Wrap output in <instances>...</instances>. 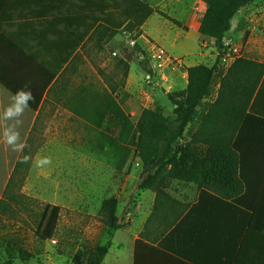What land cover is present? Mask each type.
Returning <instances> with one entry per match:
<instances>
[{"label": "crops", "instance_id": "crops-1", "mask_svg": "<svg viewBox=\"0 0 264 264\" xmlns=\"http://www.w3.org/2000/svg\"><path fill=\"white\" fill-rule=\"evenodd\" d=\"M141 1L156 10L168 8V3L172 9L176 5L186 7L190 15L197 16L196 8L191 4L181 6L182 1ZM263 1L252 3L233 18L220 61L233 64L245 58L264 64V16L246 14L262 6ZM196 2L202 15L190 30L199 34L207 6ZM111 5L112 0H0V201L14 176L18 177L20 171L26 175L29 167L34 168L31 161L19 163L21 156L30 155L35 160L40 139H51L53 126H65L59 116L74 109L92 110L90 99L100 90H109L107 83L100 89L85 82L80 65L90 59L92 45L111 47L118 41H128L129 35L124 32L101 40L99 24L91 29L98 16H107L105 10H99ZM155 16L160 17L156 13L143 32ZM206 40L213 45L212 39ZM250 78L252 81L255 77ZM221 79L217 73L211 95L203 100L194 120L200 116L202 105V119L208 115L218 98ZM25 86L31 89L35 101L20 117L22 123L17 130L28 147L18 153L3 141L4 128L14 121H5L2 115L12 95ZM74 86L79 91L73 90ZM252 107L254 115L247 125L235 127L237 135L244 127L242 139L249 147L246 155L255 158L260 157L256 143L264 139V74ZM221 117L219 120L224 119ZM224 121L218 124L220 132L229 128ZM189 144L192 149L189 147L185 157L178 154L175 162L162 169L147 173L144 168L138 170L132 185L122 184L117 190L115 196L126 227L114 233L103 264L109 260L116 264H264V172L227 168L226 153H218L217 160L210 163L208 146L194 139L182 141L184 146ZM260 144L264 146L263 141ZM146 181V188H140Z\"/></svg>", "mask_w": 264, "mask_h": 264}, {"label": "rangeland", "instance_id": "rangeland-1", "mask_svg": "<svg viewBox=\"0 0 264 264\" xmlns=\"http://www.w3.org/2000/svg\"><path fill=\"white\" fill-rule=\"evenodd\" d=\"M172 1H182L181 6L191 4L198 9H194L197 16L190 15L186 7L176 5L172 9L169 3L168 8L158 7V12L167 13L182 28L155 16L146 25L145 34L142 29L124 32L129 35L127 42L118 41L111 47L92 45L90 59L80 65L85 82L90 81L100 89L107 83L109 93L112 87L115 89L113 96L133 122L146 109L175 119L170 96L185 100L187 68L217 65L219 71H226L232 65L230 61L218 62L219 53L213 39V45L205 43L206 39L190 30L202 15L196 0ZM262 6L246 14L264 16ZM157 49L165 50L170 59H164L162 66ZM126 64L129 65L127 77ZM73 90L79 91V88L74 86ZM215 95L216 92L214 98ZM204 111L202 105L200 116L187 126L183 140L193 139ZM59 118L65 120L61 122L65 126H53L51 139L43 142L40 139L35 151L36 159L48 156L52 163L42 168L29 167L26 175L20 171L0 201V264H17V258L23 264H89L95 252L112 239L111 231L96 218L102 202L117 198L115 193L122 184L132 185L138 170L143 169L140 158L128 143L112 145L107 141L108 130L114 131L113 137H119L120 133L110 119L101 129H95L69 112ZM48 205L59 207L61 214L54 238L42 241L36 231ZM119 209V222L125 226ZM107 264L116 263L109 260Z\"/></svg>", "mask_w": 264, "mask_h": 264}, {"label": "trees", "instance_id": "trees-1", "mask_svg": "<svg viewBox=\"0 0 264 264\" xmlns=\"http://www.w3.org/2000/svg\"><path fill=\"white\" fill-rule=\"evenodd\" d=\"M207 6L198 32L204 39H213L219 53L218 62L221 60L224 50V39L231 30L233 18L252 3L258 0H200ZM107 12V16H98L92 23L93 30L99 24L97 34L101 40L112 39L122 32L140 31L145 24L158 13L165 20L182 28V24L169 17L141 0H112V5L106 9H100L99 13ZM185 31L189 28L183 27ZM100 44V43H99ZM188 84L185 100H178L173 96L170 99L175 106V119L159 115L151 110H144L136 122L131 120L120 103L115 99L111 91L99 93L97 97L90 99L94 106L92 110L74 109L72 113L87 121L95 129H101L107 119L112 121L120 131L119 137H113L114 131H107V141L112 145L128 143L134 148L144 168V173L156 169H162L170 164L178 154L188 152L191 145H182L184 132L187 126L194 121L197 110L204 99L211 95L215 75L219 73L222 77L218 98L213 104L208 115L201 121L199 130L193 135V139L202 142L209 147L210 163H214L218 153H226L224 161L227 168H257L264 172V146L256 143V151L260 157H247V142L242 139L245 134L244 127L237 135L236 124L247 125L248 119L254 115L252 107L255 92L262 81L264 64H259L245 58H238L226 71H219L217 65L209 67L206 65L189 67ZM129 65L126 64L125 77L128 76ZM225 74V75H224ZM55 76L56 73H53ZM251 75L253 80L251 81ZM113 92V93H112ZM87 102V100H85ZM225 119H220L219 117ZM221 117V118H222ZM224 121L229 125L227 131L220 132L218 124ZM246 124V125H245ZM176 125L177 129H176ZM263 148V149H262ZM192 149V147L190 148ZM176 159L173 161L175 162ZM147 181L140 185L146 188ZM119 201L116 197L106 198L98 211L97 221L114 233L124 229L123 222L118 217ZM61 209L57 206L48 205L38 225L36 236L42 241L54 238L60 219ZM113 243L108 241L105 246L95 252L89 264H103Z\"/></svg>", "mask_w": 264, "mask_h": 264}, {"label": "clouds", "instance_id": "clouds-1", "mask_svg": "<svg viewBox=\"0 0 264 264\" xmlns=\"http://www.w3.org/2000/svg\"><path fill=\"white\" fill-rule=\"evenodd\" d=\"M34 101L35 96L33 95L31 89L25 86L19 88L12 95L10 104L5 107L3 111V120L14 121V123L7 125L3 130V141L14 152L23 153L24 149L28 147L26 142L21 141L20 133L17 128L22 123L20 117H22L25 110L29 108L30 102ZM30 161L33 166L37 168H42L52 163L51 158L48 156L33 160L30 155H22L18 162L29 163ZM17 264H23V262L19 261V258H17ZM30 264H34V262H30Z\"/></svg>", "mask_w": 264, "mask_h": 264}, {"label": "built area", "instance_id": "built-area-1", "mask_svg": "<svg viewBox=\"0 0 264 264\" xmlns=\"http://www.w3.org/2000/svg\"><path fill=\"white\" fill-rule=\"evenodd\" d=\"M157 57H158L159 60H161V64H160L161 66H162V61L164 59L170 61V59L167 56V52L165 50H163V49H157Z\"/></svg>", "mask_w": 264, "mask_h": 264}]
</instances>
